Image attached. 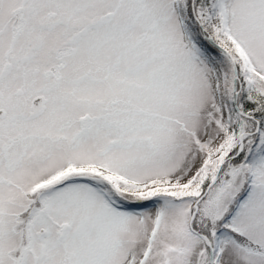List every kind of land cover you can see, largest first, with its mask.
I'll return each mask as SVG.
<instances>
[{"label":"snow or ice","instance_id":"snow-or-ice-1","mask_svg":"<svg viewBox=\"0 0 264 264\" xmlns=\"http://www.w3.org/2000/svg\"><path fill=\"white\" fill-rule=\"evenodd\" d=\"M0 264H264V0H0Z\"/></svg>","mask_w":264,"mask_h":264}]
</instances>
